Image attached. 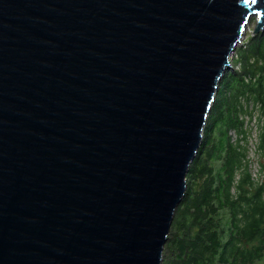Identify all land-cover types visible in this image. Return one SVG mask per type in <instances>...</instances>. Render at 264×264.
I'll list each match as a JSON object with an SVG mask.
<instances>
[{
	"label": "water",
	"instance_id": "water-1",
	"mask_svg": "<svg viewBox=\"0 0 264 264\" xmlns=\"http://www.w3.org/2000/svg\"><path fill=\"white\" fill-rule=\"evenodd\" d=\"M264 0H0V264H161L231 55Z\"/></svg>",
	"mask_w": 264,
	"mask_h": 264
},
{
	"label": "trees",
	"instance_id": "trees-1",
	"mask_svg": "<svg viewBox=\"0 0 264 264\" xmlns=\"http://www.w3.org/2000/svg\"><path fill=\"white\" fill-rule=\"evenodd\" d=\"M235 52L231 63L236 67L223 75L188 167L161 264L264 261V33L252 35ZM248 99L260 105L257 149L263 173L256 181L244 162L245 145L229 135L242 132L238 117Z\"/></svg>",
	"mask_w": 264,
	"mask_h": 264
},
{
	"label": "built area",
	"instance_id": "built-area-1",
	"mask_svg": "<svg viewBox=\"0 0 264 264\" xmlns=\"http://www.w3.org/2000/svg\"><path fill=\"white\" fill-rule=\"evenodd\" d=\"M243 111L239 114V119L242 122V132L237 133L235 130H230L229 135L234 143L240 139V142L245 146L244 162L253 180L261 178L263 171L260 167L258 159V132L261 123L259 112V103L253 99L243 100Z\"/></svg>",
	"mask_w": 264,
	"mask_h": 264
},
{
	"label": "rangeland",
	"instance_id": "rangeland-1",
	"mask_svg": "<svg viewBox=\"0 0 264 264\" xmlns=\"http://www.w3.org/2000/svg\"><path fill=\"white\" fill-rule=\"evenodd\" d=\"M255 24H256V17L255 16H253V17H251L250 18V20L248 21V25H247V27H246V29H245V34H244V37L242 38V40H241V42H240V44L236 47V49H238V48H244V46H245V44L248 42V40H249V38L252 36V35H254L253 34V29H254V27H255ZM260 34V33H259ZM258 34V35H259ZM256 35V34H255ZM235 49V50H236ZM235 50H234V52L232 53V55H231V59H232V57L234 56H237L238 54H236V52H235ZM239 52V51H238ZM230 65H231V67L228 69V70H230V69H234L235 67H236V65H234V64H232V63H230ZM259 157H260V160L259 161H262V156L259 154V156H258V159H259ZM257 264H264V261H260V262H258Z\"/></svg>",
	"mask_w": 264,
	"mask_h": 264
}]
</instances>
